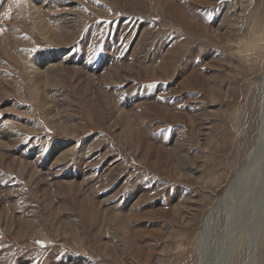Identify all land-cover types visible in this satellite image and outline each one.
Here are the masks:
<instances>
[{
	"label": "rangeland",
	"instance_id": "rangeland-1",
	"mask_svg": "<svg viewBox=\"0 0 264 264\" xmlns=\"http://www.w3.org/2000/svg\"><path fill=\"white\" fill-rule=\"evenodd\" d=\"M263 188L264 0H0V264H264Z\"/></svg>",
	"mask_w": 264,
	"mask_h": 264
},
{
	"label": "snow or ice",
	"instance_id": "snow-or-ice-1",
	"mask_svg": "<svg viewBox=\"0 0 264 264\" xmlns=\"http://www.w3.org/2000/svg\"><path fill=\"white\" fill-rule=\"evenodd\" d=\"M14 2H15V3H19V0H14ZM9 12H10V9H9ZM9 12H5L3 15H4L5 17H8ZM37 243H39V244H41V246H43V245H42V242H39V241H38Z\"/></svg>",
	"mask_w": 264,
	"mask_h": 264
},
{
	"label": "bare ground",
	"instance_id": "bare-ground-1",
	"mask_svg": "<svg viewBox=\"0 0 264 264\" xmlns=\"http://www.w3.org/2000/svg\"><path fill=\"white\" fill-rule=\"evenodd\" d=\"M33 0H28V2H32ZM30 5H32V7H34V3L32 4V3H29ZM35 9V8H34ZM262 189V188H261ZM264 189V188H263ZM264 191V190H263ZM256 193V192H255ZM259 193H260V191H259ZM264 193V192H263ZM255 195V194H254ZM262 196H263V194H262ZM256 198V197H255ZM259 199H261V198H259ZM263 201H264V199H263ZM249 205V204H248ZM260 205V204H259ZM257 230V229H256ZM257 233V232H256ZM264 234V233H263ZM228 248V247H227ZM230 248V247H229ZM226 249V248H225ZM224 260V259H223Z\"/></svg>",
	"mask_w": 264,
	"mask_h": 264
}]
</instances>
